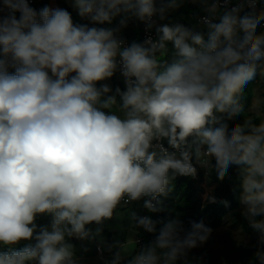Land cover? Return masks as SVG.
Listing matches in <instances>:
<instances>
[{"label": "clouds", "instance_id": "1", "mask_svg": "<svg viewBox=\"0 0 264 264\" xmlns=\"http://www.w3.org/2000/svg\"><path fill=\"white\" fill-rule=\"evenodd\" d=\"M70 2L89 23L0 0V264H81L69 239L99 236L89 226L132 202L165 211L173 182L195 177V165L221 181L235 168L241 215L264 245V98L253 90L244 102L264 79V0H191L206 13L193 27L158 23L184 0ZM118 17V27L97 26ZM130 20L155 38L126 44L117 33ZM117 71L124 90L99 83ZM45 215L50 224L38 225ZM179 215L132 213L154 239L128 264H190L213 230ZM137 243L105 264H122ZM250 264H264V248Z\"/></svg>", "mask_w": 264, "mask_h": 264}, {"label": "trees", "instance_id": "2", "mask_svg": "<svg viewBox=\"0 0 264 264\" xmlns=\"http://www.w3.org/2000/svg\"><path fill=\"white\" fill-rule=\"evenodd\" d=\"M53 2L56 4L55 8H62L68 10L74 23H85L77 14L73 12L67 5L69 0H35L33 6L34 9L39 11L41 8L48 6ZM159 3V0H158ZM51 8V7H50ZM203 8L199 3H192L187 0L176 9L169 11L167 18L164 21L158 23H182L187 27H193L197 25L196 18L203 14ZM19 15H17L18 17ZM119 17L116 18L111 25L105 24L101 27H118ZM143 23L138 20H130L126 27L120 28V34L127 42H140V34ZM201 30V29H198ZM261 28L258 26L257 34H259ZM206 32V30H204ZM155 32V29H153ZM205 38H207L205 36ZM171 47V45L169 46ZM9 71H13L9 69ZM116 75V74H115ZM115 75L111 78L112 88L115 91L116 87H120L121 90L125 89L123 83L116 80ZM252 82H250L244 91V102L246 108L252 101ZM99 86V85H97ZM242 122V117L237 118L235 121L229 122V127L234 126L235 123ZM258 122V121H257ZM197 174L195 177L178 176L173 182V191L164 198L165 211L159 213H150L143 207L140 201L132 202L126 207H138L139 216H151L154 220H167L173 218L179 213V218L184 222L185 227H189V221L199 222L204 221L205 225L215 230L219 228L223 222V218L227 214H231L234 217L235 224H237L242 232L247 236L246 242H236L228 231L222 234L220 238L221 248H213L212 238L202 244L201 246L192 249L188 254V260L190 264H250V261L254 259V253L258 248H264L259 242V234L253 231L249 226L245 218L238 210L239 202L236 199L239 193V184L237 181V173L235 168H230L228 175L221 181L217 175L213 172L209 174V179L214 183V188L211 197H215V202L211 200L204 201L202 198L203 189L200 187V183L203 180L204 171L198 166ZM227 202V205L224 202ZM121 209V210H123ZM37 224L42 226H48L50 224L49 216L37 217ZM92 224L89 227L95 226ZM159 228V225L157 226ZM154 239V235L143 231V229H137L136 240L139 243L135 245V251L131 255L135 254L141 246L147 245ZM135 240V241H136ZM79 239L71 238L69 243L73 244L78 242ZM22 242L17 247H23ZM129 259V260H131ZM128 260V261H129ZM128 261L122 262V264H128ZM181 264V262H178Z\"/></svg>", "mask_w": 264, "mask_h": 264}, {"label": "rangeland", "instance_id": "3", "mask_svg": "<svg viewBox=\"0 0 264 264\" xmlns=\"http://www.w3.org/2000/svg\"><path fill=\"white\" fill-rule=\"evenodd\" d=\"M187 1L191 2V0ZM50 4V7L52 8L55 5L53 2H51ZM67 4L72 8L74 12H77L72 7L70 0ZM263 31L264 30L261 29L259 34ZM115 78L117 81L121 82L119 76L115 75ZM99 83H107L112 88L111 79ZM251 86L252 94L253 90H256V92L262 98H264V79H262L259 74L252 81ZM200 168L204 171L203 180L200 183V187L203 189L202 198L204 201H207L212 195L214 183L210 181L209 174H206L207 170L202 167ZM239 193L236 197V199H238V202ZM242 207L243 206L239 202L238 210L240 212L242 210ZM121 209L123 208H118L115 211L113 218L105 220L102 225H95L90 227L93 233H95L97 227L101 228L99 236L94 235L92 239L79 240L78 242L72 244L74 247L75 255L80 259L81 264H105L106 261H110L112 259L116 251L120 250L119 245L126 243V241L130 238L136 240L137 229L134 228V222L132 221L131 216L132 213H135L137 216H139V209L138 207H127L123 210ZM226 231H228L231 237L238 243L246 242L248 240L247 236L242 232L241 228L237 224H235L234 217L231 214H227L224 216L221 226L213 230L210 235L213 241L211 245L213 248L222 247L220 238ZM133 246L134 245H132L130 242L129 247ZM97 248H99L100 251H98ZM134 251L135 247L131 253L124 255V259L122 262L131 259L130 257L132 253H134Z\"/></svg>", "mask_w": 264, "mask_h": 264}, {"label": "built area", "instance_id": "4", "mask_svg": "<svg viewBox=\"0 0 264 264\" xmlns=\"http://www.w3.org/2000/svg\"><path fill=\"white\" fill-rule=\"evenodd\" d=\"M239 2H240V0H231V5H230V6H235V5H236L237 3H239ZM29 4H30L31 7H33L34 4H35V0H29ZM17 15H19V13H17ZM204 15H206L205 12H204L203 14H201L200 16H198V17L196 18V20L198 21V19H199L200 17L204 16ZM83 21H84L85 23H89V22L86 21V20H83ZM90 26H92V25L90 24ZM97 26L101 27V26H104V25H97ZM259 27H260L262 30H264V23H262V25L259 26ZM149 36H151L152 38H155L156 33L153 32V30H151V31L146 30V26H145V24L143 23L142 30H141V34H140V42H139V43H142V42H143L147 37H149ZM118 37L121 38V39H123V40L125 41L126 44H131V43L127 42V41H126V40H125L120 34H118ZM116 75L120 77L121 82L124 84V78L121 76V74H120L119 71L116 72ZM124 86H125V84H124ZM140 203L143 205L144 201H143V200H140ZM136 241L139 243V240H136ZM97 250L100 251L99 248H97Z\"/></svg>", "mask_w": 264, "mask_h": 264}, {"label": "crops", "instance_id": "5", "mask_svg": "<svg viewBox=\"0 0 264 264\" xmlns=\"http://www.w3.org/2000/svg\"><path fill=\"white\" fill-rule=\"evenodd\" d=\"M55 4V3H54ZM68 5V4H67ZM56 7V4L53 6V8ZM70 7V6H69ZM52 8V7H51ZM70 9L72 10V8L70 7ZM73 11V10H72ZM74 12V11H73ZM76 13V12H75ZM264 32V31H263Z\"/></svg>", "mask_w": 264, "mask_h": 264}]
</instances>
